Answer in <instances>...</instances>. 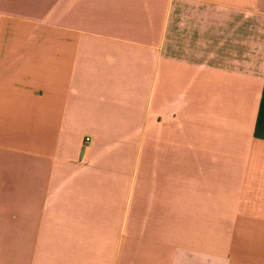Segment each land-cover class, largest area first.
Instances as JSON below:
<instances>
[{
  "label": "crops",
  "instance_id": "crops-1",
  "mask_svg": "<svg viewBox=\"0 0 264 264\" xmlns=\"http://www.w3.org/2000/svg\"><path fill=\"white\" fill-rule=\"evenodd\" d=\"M0 264H264V0H0Z\"/></svg>",
  "mask_w": 264,
  "mask_h": 264
}]
</instances>
